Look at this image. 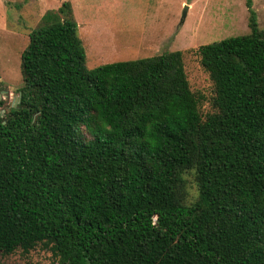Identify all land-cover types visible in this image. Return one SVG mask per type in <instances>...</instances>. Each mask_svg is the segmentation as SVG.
Returning a JSON list of instances; mask_svg holds the SVG:
<instances>
[{
    "label": "trees",
    "instance_id": "obj_1",
    "mask_svg": "<svg viewBox=\"0 0 264 264\" xmlns=\"http://www.w3.org/2000/svg\"><path fill=\"white\" fill-rule=\"evenodd\" d=\"M246 3L248 33L93 68L71 3L43 15L0 113L2 255L264 264V27Z\"/></svg>",
    "mask_w": 264,
    "mask_h": 264
},
{
    "label": "rangeland",
    "instance_id": "obj_2",
    "mask_svg": "<svg viewBox=\"0 0 264 264\" xmlns=\"http://www.w3.org/2000/svg\"><path fill=\"white\" fill-rule=\"evenodd\" d=\"M87 54V66L147 57L250 31L247 0H68ZM63 0H0V80L7 110L19 97L23 80L20 57L29 33L42 24L43 15L57 10ZM187 9L186 17L183 13ZM264 27V0H252ZM186 69L195 89L208 91L212 81L189 50ZM0 264H59L52 254L37 248L28 254L0 253Z\"/></svg>",
    "mask_w": 264,
    "mask_h": 264
},
{
    "label": "water",
    "instance_id": "obj_3",
    "mask_svg": "<svg viewBox=\"0 0 264 264\" xmlns=\"http://www.w3.org/2000/svg\"><path fill=\"white\" fill-rule=\"evenodd\" d=\"M187 9H188V7H186V10H185L184 13H183V18L186 17ZM2 92H6V91H5V90H2ZM2 92L0 93V98L3 97ZM20 97H21V92H20V94H19V97H18L17 99L14 100V102H13V104H12L13 106H17V104H18V102H19V100H20Z\"/></svg>",
    "mask_w": 264,
    "mask_h": 264
}]
</instances>
